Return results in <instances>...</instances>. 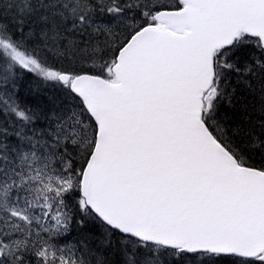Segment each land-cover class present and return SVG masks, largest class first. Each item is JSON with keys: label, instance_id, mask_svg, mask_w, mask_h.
<instances>
[{"label": "snow or ice", "instance_id": "obj_1", "mask_svg": "<svg viewBox=\"0 0 264 264\" xmlns=\"http://www.w3.org/2000/svg\"><path fill=\"white\" fill-rule=\"evenodd\" d=\"M0 264H264V0H0Z\"/></svg>", "mask_w": 264, "mask_h": 264}, {"label": "trees", "instance_id": "obj_2", "mask_svg": "<svg viewBox=\"0 0 264 264\" xmlns=\"http://www.w3.org/2000/svg\"><path fill=\"white\" fill-rule=\"evenodd\" d=\"M22 94H25L24 90H22Z\"/></svg>", "mask_w": 264, "mask_h": 264}]
</instances>
